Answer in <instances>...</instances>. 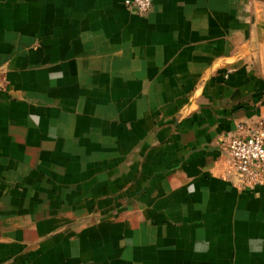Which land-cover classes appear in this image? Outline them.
I'll list each match as a JSON object with an SVG mask.
<instances>
[{
  "label": "crops",
  "instance_id": "0c3cea01",
  "mask_svg": "<svg viewBox=\"0 0 264 264\" xmlns=\"http://www.w3.org/2000/svg\"><path fill=\"white\" fill-rule=\"evenodd\" d=\"M264 0H0V264H264Z\"/></svg>",
  "mask_w": 264,
  "mask_h": 264
},
{
  "label": "built area",
  "instance_id": "2783aa9c",
  "mask_svg": "<svg viewBox=\"0 0 264 264\" xmlns=\"http://www.w3.org/2000/svg\"><path fill=\"white\" fill-rule=\"evenodd\" d=\"M155 0H125V5L140 14L152 10ZM228 156L229 175L240 189L264 184V119L252 127L239 126L222 142Z\"/></svg>",
  "mask_w": 264,
  "mask_h": 264
}]
</instances>
